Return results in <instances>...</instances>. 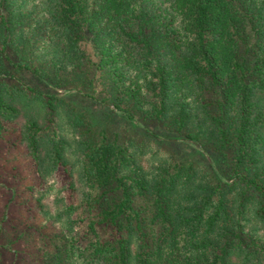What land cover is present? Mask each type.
<instances>
[{"label":"trees","instance_id":"16d2710c","mask_svg":"<svg viewBox=\"0 0 264 264\" xmlns=\"http://www.w3.org/2000/svg\"><path fill=\"white\" fill-rule=\"evenodd\" d=\"M41 1L0 0V128L26 97L46 117L34 157L44 133L64 164L60 106L81 142L85 231L49 264L262 263L246 217L264 220V0Z\"/></svg>","mask_w":264,"mask_h":264},{"label":"rangeland","instance_id":"374dc122","mask_svg":"<svg viewBox=\"0 0 264 264\" xmlns=\"http://www.w3.org/2000/svg\"><path fill=\"white\" fill-rule=\"evenodd\" d=\"M40 1L23 0L22 6L26 11L39 13L45 9ZM68 96L81 103L78 96ZM10 103L17 108V115L2 117L0 128V264H49L52 250L61 244L57 238L85 231L82 145L69 115L58 105L56 132L59 156L64 164H55L53 155L57 145L44 133L36 137L38 151L34 157L30 144L32 126H43L46 119L41 105L26 97ZM90 107L95 115L104 118L103 108ZM112 126L125 125L114 119ZM126 134L132 142L140 138L137 132L127 130ZM164 159L152 150L136 155L137 166L148 181L155 175V169L165 163ZM246 218L252 236L264 240V220L256 218L251 211ZM234 264L245 263L234 260ZM246 264L258 263L253 259Z\"/></svg>","mask_w":264,"mask_h":264}]
</instances>
